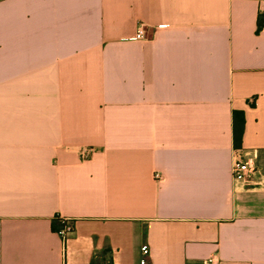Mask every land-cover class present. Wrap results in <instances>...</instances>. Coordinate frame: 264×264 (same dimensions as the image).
Instances as JSON below:
<instances>
[{
    "label": "crops",
    "instance_id": "crops-1",
    "mask_svg": "<svg viewBox=\"0 0 264 264\" xmlns=\"http://www.w3.org/2000/svg\"><path fill=\"white\" fill-rule=\"evenodd\" d=\"M260 14L264 0H0V264H264ZM235 112L260 170L244 181Z\"/></svg>",
    "mask_w": 264,
    "mask_h": 264
},
{
    "label": "built area",
    "instance_id": "built-area-1",
    "mask_svg": "<svg viewBox=\"0 0 264 264\" xmlns=\"http://www.w3.org/2000/svg\"><path fill=\"white\" fill-rule=\"evenodd\" d=\"M148 38V28L145 24H140L136 34L131 38L132 40L143 41ZM82 158L86 159V155L82 153ZM232 178L236 181H244L250 179L252 177H256L260 174V170L258 168L255 160L250 156L244 154L240 149L234 152V160L232 164ZM60 221V229L58 233L62 238V242L64 245V249L70 240L74 230L75 225L74 222L67 218H59ZM144 254H148L149 250L145 246L142 248ZM141 264H146V260H142Z\"/></svg>",
    "mask_w": 264,
    "mask_h": 264
},
{
    "label": "trees",
    "instance_id": "trees-1",
    "mask_svg": "<svg viewBox=\"0 0 264 264\" xmlns=\"http://www.w3.org/2000/svg\"><path fill=\"white\" fill-rule=\"evenodd\" d=\"M264 28V14H260L258 18L257 33L259 34ZM233 135L234 147L236 150L242 147L245 119L242 112H235L233 116ZM54 231L60 229V221L57 219L53 224Z\"/></svg>",
    "mask_w": 264,
    "mask_h": 264
}]
</instances>
